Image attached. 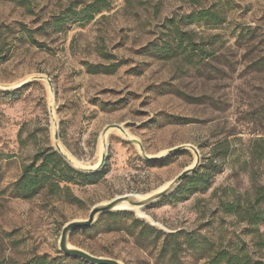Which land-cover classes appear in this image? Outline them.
Here are the masks:
<instances>
[{"label": "rangeland", "instance_id": "374dc122", "mask_svg": "<svg viewBox=\"0 0 264 264\" xmlns=\"http://www.w3.org/2000/svg\"><path fill=\"white\" fill-rule=\"evenodd\" d=\"M72 1L93 0H30V9L0 0V264L41 256L71 264L59 249L68 223L88 219L93 207L120 196L147 198L197 161L191 150L146 160L114 130L104 168L70 185L80 204L47 191L30 200L16 197L13 186L24 168L38 163L39 154L57 151L56 144L78 166H97L102 133L114 124L150 156L196 148L199 171L211 174L208 190L175 191L144 209L156 225L139 220L165 234H191L226 248L244 243L264 261L249 222L222 210L223 203H239L246 211L257 197L264 199V65L258 64L264 60V0H233L223 25L186 27L213 53L205 61L194 57L197 67L151 49L167 41L168 20L217 0H111L110 10L90 23L71 22L62 32L45 26ZM21 25L38 44L29 42ZM115 63V73L89 72V66ZM261 210L264 215V201ZM113 213L138 219L135 212ZM108 214L92 226L96 231H73L70 246L122 264H161L158 249L131 235V218L115 224ZM259 234L264 240V221ZM180 241L184 264H206Z\"/></svg>", "mask_w": 264, "mask_h": 264}, {"label": "trees", "instance_id": "16d2710c", "mask_svg": "<svg viewBox=\"0 0 264 264\" xmlns=\"http://www.w3.org/2000/svg\"><path fill=\"white\" fill-rule=\"evenodd\" d=\"M23 8L30 9V0H11ZM217 5L208 8L192 11L188 15H183L178 18H172L167 21L168 34L167 41L163 44H154L151 49L156 56L166 60H178L183 58L187 64L197 67L198 64H193V58L198 57L200 60H206L212 57L213 53L209 52L204 43L197 41V37L193 31H186L185 28L192 25L210 24L223 25L227 21V11L225 8L232 4L233 0H217ZM221 6V7H220ZM111 8V0H93L88 4H80L76 1L70 2L59 14L53 15L45 26L53 28L56 31L62 32L71 22L90 23L95 18ZM22 31L26 33L29 42L38 44L34 35L23 25ZM0 33V58L4 51V46L1 44ZM148 51V49H147ZM109 56H106V58ZM1 60V59H0ZM259 65H264V60L259 61ZM119 64L110 66H89V72L92 74H112L117 71ZM204 66L203 68H205ZM202 68V69H203ZM201 69V70H202ZM199 70V69H198ZM180 122L182 119H175ZM182 122V121H181ZM37 161L24 168L22 176L14 184V192L17 198L30 200L47 191L57 195L59 199L70 201L73 204H80V200L75 197L70 189V185L77 178H87L86 174L72 168L54 149H50L46 153L38 155ZM40 162V163H39ZM211 174L205 167L198 170L195 174L188 177L181 186L176 190L183 192L186 190L189 195L194 191H206L210 188ZM173 194V193H172ZM264 199L263 196L257 197L251 203L250 209L244 211L239 203L222 204V210L225 214L237 216L244 221H248L252 227L251 234L259 238L257 244L259 248H264V240L259 234V226L264 221V215L261 210V205ZM109 217L115 220V224L123 222L126 218H131V227L134 232L131 235L135 241L147 242V247L158 249L157 261L161 264H184L180 259L183 244L180 238L185 239V244L190 250H194L206 260V264H264L262 259L256 258L246 244L242 243L236 247L226 248L222 245H216L208 238L201 240L195 239L191 234L182 232L174 234H165L162 231L148 225L144 221L136 219L129 213H110ZM97 228L90 227L86 231L93 232ZM85 230V229H84ZM200 250V251H198ZM70 260L71 264H82L83 260L76 259L70 256H65ZM166 262V263H165ZM55 260H51L46 256L35 257L26 264H54Z\"/></svg>", "mask_w": 264, "mask_h": 264}, {"label": "water", "instance_id": "95a60500", "mask_svg": "<svg viewBox=\"0 0 264 264\" xmlns=\"http://www.w3.org/2000/svg\"><path fill=\"white\" fill-rule=\"evenodd\" d=\"M114 130L121 133L122 136L127 141L136 145L139 148L142 157L146 160L158 161L160 159L167 158V157H169L175 153H178L180 151L191 150L194 152V154L197 158V161L194 165H192L191 167H189V168L185 169L183 172H181L165 188H163L162 190L156 192L155 194H153L147 198H140L139 196H135V195L120 196V197H117L108 203L100 204V205L93 207L90 214H89L88 219L77 220V221H73V222L68 223L62 230V234H61V238H60V242H59L60 251L65 256H70V257H73L76 259H80V260H83L89 264H122V263L117 261V260L110 259V258H99V257L93 256V255H91V254H89V253H87L81 249L70 246L69 237L73 231L90 228L96 223L97 219L101 215L107 214V213H113V212H135L138 219L145 220L138 215V213L140 211H144V209L151 206L155 202L160 201L161 199H163V198L171 195L172 193H174L181 186V184L188 177L195 174L199 170V167H200V161H199L200 156H199V153H198L196 148H194L192 146H182V147L172 149V150L166 152L164 155H161V156H150V155L146 154V152H145V150H144V148H143V146L139 140L133 138L126 131L124 126L117 125V124L109 125L104 129V131L102 133V137H101V147L103 150L102 151V158H101L100 163L97 166H95L94 168L86 169V168L78 166L77 163L74 160H72L61 149L59 144H56L57 152L75 170L82 172V173H85V174H96V173L100 172L106 164V160L108 157V154H107V151H108L107 135L111 131H114ZM55 139L58 140V137H56ZM150 224L156 225V224H152V223H150Z\"/></svg>", "mask_w": 264, "mask_h": 264}, {"label": "bare ground", "instance_id": "6f19581e", "mask_svg": "<svg viewBox=\"0 0 264 264\" xmlns=\"http://www.w3.org/2000/svg\"><path fill=\"white\" fill-rule=\"evenodd\" d=\"M109 135L110 133L107 135V144H108ZM138 215L143 219H145L146 221H148L149 223L156 224L155 221L150 216H148L144 211H140Z\"/></svg>", "mask_w": 264, "mask_h": 264}]
</instances>
